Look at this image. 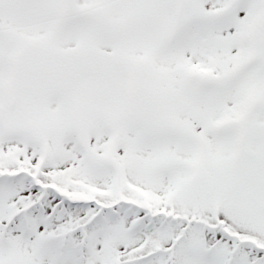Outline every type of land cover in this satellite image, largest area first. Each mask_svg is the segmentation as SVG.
<instances>
[{
	"label": "snow or ice",
	"instance_id": "snow-or-ice-1",
	"mask_svg": "<svg viewBox=\"0 0 264 264\" xmlns=\"http://www.w3.org/2000/svg\"><path fill=\"white\" fill-rule=\"evenodd\" d=\"M0 264H264V0H0Z\"/></svg>",
	"mask_w": 264,
	"mask_h": 264
}]
</instances>
